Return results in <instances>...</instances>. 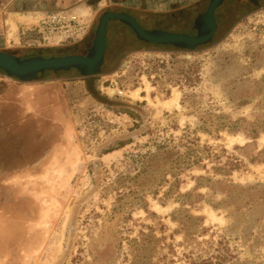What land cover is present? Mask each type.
Instances as JSON below:
<instances>
[{
	"label": "rangeland",
	"instance_id": "1",
	"mask_svg": "<svg viewBox=\"0 0 264 264\" xmlns=\"http://www.w3.org/2000/svg\"><path fill=\"white\" fill-rule=\"evenodd\" d=\"M208 2L139 22L195 34ZM120 9L78 14L89 44ZM248 12L227 0L212 42L190 51L111 21L97 75L43 77L59 99L24 117L39 132L0 118V264H264V3ZM38 40L7 52L70 55L80 42Z\"/></svg>",
	"mask_w": 264,
	"mask_h": 264
},
{
	"label": "water",
	"instance_id": "2",
	"mask_svg": "<svg viewBox=\"0 0 264 264\" xmlns=\"http://www.w3.org/2000/svg\"><path fill=\"white\" fill-rule=\"evenodd\" d=\"M227 0H209L205 11L196 17L195 34L167 32L160 29H144L125 12H104L98 20L91 46L83 55L17 56L0 51V70L9 78L30 82L45 72L77 70L83 77L97 75L104 64L109 22L118 21L129 27L138 41L146 44L172 46L193 50L212 42L218 24L215 11Z\"/></svg>",
	"mask_w": 264,
	"mask_h": 264
},
{
	"label": "crops",
	"instance_id": "3",
	"mask_svg": "<svg viewBox=\"0 0 264 264\" xmlns=\"http://www.w3.org/2000/svg\"><path fill=\"white\" fill-rule=\"evenodd\" d=\"M196 1L199 0H0V51L19 48L29 35L37 34L34 25L36 20L48 13L62 12L78 16L114 3L122 8L121 12L129 14L143 26L139 22L142 14L161 16ZM31 41L27 40L26 45L35 43ZM29 88L28 85H20L0 75V118H6L7 112L3 110L10 108V105L14 106L18 100L23 104L22 107L29 102Z\"/></svg>",
	"mask_w": 264,
	"mask_h": 264
},
{
	"label": "flooded vegetation",
	"instance_id": "4",
	"mask_svg": "<svg viewBox=\"0 0 264 264\" xmlns=\"http://www.w3.org/2000/svg\"><path fill=\"white\" fill-rule=\"evenodd\" d=\"M231 1H232V6L236 9V11H239V7H242L246 11V13H249L248 12L249 9L257 8L259 5L264 3V0H231ZM94 34H95V31H94ZM90 36H91V33L88 32L87 35L79 43L74 45L73 47L76 49V51L72 52V54H70V55H83V54H85L87 52L88 48L91 46L92 40L94 37V35H93L92 40H91V44H89L88 39L90 38ZM70 71H74L80 77H83L80 75V73L77 70L73 69ZM59 72H69V71H59ZM59 72L50 71V73H59ZM46 73H49V72L39 74L36 79H34L30 82H22V81H19L18 79L9 78L6 76L7 78L19 83L20 85H28L30 87L29 89H31V90H29L31 93H28V95H27V98L30 97V100L27 99V100H29V102L27 101L28 103L24 107H22L23 104L18 100L14 106L10 105V108L3 110L5 113L6 112L8 113L7 117L11 121V129L16 128L18 121L25 122V123L28 122L26 120V118L24 119V117H28L29 115L30 116L35 115V116L44 117V114L47 113L48 110H50L49 104L52 103L54 99H59V97L57 96L58 88L56 87L57 86L56 83H54L53 80H50V81L47 80V82L45 79L43 80V77H45ZM83 78L90 79L91 77H83ZM23 126L25 129L28 126H30V128L28 130L32 129V133L40 131V129L35 130L34 125H29L28 123H26V125H23ZM13 132H15V130ZM11 141L14 142V139H11ZM11 141L9 140V142H11ZM38 143H40V141H37V143L35 142V145H33V146L38 147V145H36ZM24 147L26 149V146H24ZM25 149L23 150V153H24ZM22 158L26 159V153L23 154ZM22 158H20V159H22Z\"/></svg>",
	"mask_w": 264,
	"mask_h": 264
},
{
	"label": "built area",
	"instance_id": "5",
	"mask_svg": "<svg viewBox=\"0 0 264 264\" xmlns=\"http://www.w3.org/2000/svg\"><path fill=\"white\" fill-rule=\"evenodd\" d=\"M87 23L81 15L48 13L34 24L39 38L37 45L57 46L65 42L81 41L89 31Z\"/></svg>",
	"mask_w": 264,
	"mask_h": 264
},
{
	"label": "bare ground",
	"instance_id": "6",
	"mask_svg": "<svg viewBox=\"0 0 264 264\" xmlns=\"http://www.w3.org/2000/svg\"><path fill=\"white\" fill-rule=\"evenodd\" d=\"M137 94H138V91H137V93L135 95H137ZM178 98H179V94L177 92H174L172 94V96L169 99H167L166 101L169 104L177 106L178 105Z\"/></svg>",
	"mask_w": 264,
	"mask_h": 264
},
{
	"label": "trees",
	"instance_id": "7",
	"mask_svg": "<svg viewBox=\"0 0 264 264\" xmlns=\"http://www.w3.org/2000/svg\"><path fill=\"white\" fill-rule=\"evenodd\" d=\"M143 27V26H142ZM144 29H146L145 27H143Z\"/></svg>",
	"mask_w": 264,
	"mask_h": 264
}]
</instances>
